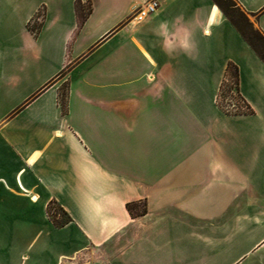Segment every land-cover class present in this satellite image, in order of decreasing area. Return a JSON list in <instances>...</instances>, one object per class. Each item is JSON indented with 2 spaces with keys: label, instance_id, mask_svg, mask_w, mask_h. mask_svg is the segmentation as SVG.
I'll return each mask as SVG.
<instances>
[{
  "label": "crops",
  "instance_id": "0c3cea01",
  "mask_svg": "<svg viewBox=\"0 0 264 264\" xmlns=\"http://www.w3.org/2000/svg\"><path fill=\"white\" fill-rule=\"evenodd\" d=\"M145 1L0 0V264H232L260 224L264 62L213 0ZM228 61L249 113L216 103Z\"/></svg>",
  "mask_w": 264,
  "mask_h": 264
},
{
  "label": "trees",
  "instance_id": "16d2710c",
  "mask_svg": "<svg viewBox=\"0 0 264 264\" xmlns=\"http://www.w3.org/2000/svg\"><path fill=\"white\" fill-rule=\"evenodd\" d=\"M79 1L80 0H76L77 3H79ZM213 1L231 22V24L237 29V31L241 34V36L245 39L249 46L254 50L257 56L264 62V34L262 33V31L253 25L248 15L237 5L235 0H230V3L227 5H225L220 0ZM233 8L237 11L240 22H238L231 16L229 9ZM40 25L41 23H34L31 26V30L37 33ZM227 82H231V84L228 86V91L234 90L240 103L239 106L233 111H229L227 108H225L219 100L221 91H223V87L227 85ZM59 99L61 107L64 111L67 99V92L65 88H63V90L61 91ZM216 103L227 114H241L249 113L252 111L249 104L240 93L238 68L232 62L227 63L224 76L219 86ZM127 207L130 210V206L128 205ZM47 212L50 219L57 227L64 226L71 221V217L69 216V214L56 201H50L48 203Z\"/></svg>",
  "mask_w": 264,
  "mask_h": 264
},
{
  "label": "rangeland",
  "instance_id": "374dc122",
  "mask_svg": "<svg viewBox=\"0 0 264 264\" xmlns=\"http://www.w3.org/2000/svg\"><path fill=\"white\" fill-rule=\"evenodd\" d=\"M220 1L223 2L225 5L230 3V0H220ZM229 11L231 16L235 20L240 22L237 11L234 8L229 9ZM41 13L42 12H39V14ZM81 14L84 15L85 10H83ZM41 20L42 17L39 18V22ZM228 62H232V61H228ZM237 68H238V76H239V67L237 66ZM230 84L231 82H227V85L223 87V91H221L220 94L221 96L219 97V100L225 108H227L229 111H233L239 106L240 103H239V99H237L234 90L228 91L229 90L228 86ZM232 212H233V219L234 217H237L236 219H239L238 216L239 211H232ZM261 219L262 220L260 224L248 226V230L243 232L242 236H240L243 237V240L240 244L237 245L235 242H233L231 253L230 252L226 253V259H225L227 261L226 263L232 262V264H264V243L261 244L259 247H257L261 242L264 241V239H262L258 244L253 246L258 239L264 236V216Z\"/></svg>",
  "mask_w": 264,
  "mask_h": 264
},
{
  "label": "built area",
  "instance_id": "2783aa9c",
  "mask_svg": "<svg viewBox=\"0 0 264 264\" xmlns=\"http://www.w3.org/2000/svg\"><path fill=\"white\" fill-rule=\"evenodd\" d=\"M158 6H159V3H158L157 0L145 1L143 3V5H141L137 9L135 16L139 17V18H142V17L152 13L153 11H155L158 8Z\"/></svg>",
  "mask_w": 264,
  "mask_h": 264
}]
</instances>
